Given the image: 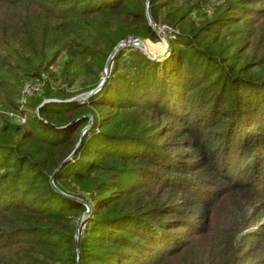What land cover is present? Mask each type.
I'll return each mask as SVG.
<instances>
[{"label": "trees", "instance_id": "1", "mask_svg": "<svg viewBox=\"0 0 264 264\" xmlns=\"http://www.w3.org/2000/svg\"><path fill=\"white\" fill-rule=\"evenodd\" d=\"M208 1L0 0V264H264V0Z\"/></svg>", "mask_w": 264, "mask_h": 264}, {"label": "rangeland", "instance_id": "2", "mask_svg": "<svg viewBox=\"0 0 264 264\" xmlns=\"http://www.w3.org/2000/svg\"><path fill=\"white\" fill-rule=\"evenodd\" d=\"M208 2L210 4H209V6H207L206 9H207V13L209 14L211 12L210 6L213 5V4H216V3L223 2V0H213V1L210 0ZM208 2H207V4H208ZM194 17H196V21H197V18H199L197 16H194ZM149 26L152 29H154V31L156 32V35L159 38V41L158 42H152L149 39H146V40H142L141 39L143 41V43L141 45H138V46L137 45H130V46H128L127 44H124L121 47H123V48H126V47H135V48L139 49L143 54L147 55L153 61H160V62L161 61H164L168 57V55H169L168 40H173L174 37L177 36V35H180V33H179L178 30H173V29H171V28H169L167 26H164L162 24H154V23L150 22L149 23ZM133 40H135V39L130 38L127 41H131L132 42ZM123 42H126V41H123ZM251 52H255L256 53L257 50H254L253 49ZM110 58H111V56H109L108 60ZM110 62H112V58L110 59ZM57 70H58V67L57 66L53 68V71L55 73L57 72ZM102 76L104 78L105 77V74H103ZM107 77H108V74H107ZM28 82H30V81H28ZM28 82H26V83H28ZM33 82L39 83V81H33ZM80 82H81V80H77L76 86L73 87V91L74 92L77 91V93H78V92H81L82 91L81 90L82 87L80 85ZM26 83H24V85ZM37 85H39V87H41L40 83L37 84ZM23 89H24V87L21 90V98H20V100L18 102V104H19L18 111L19 110L22 111L26 115V117L27 116L29 117L32 114H34L35 111L33 109L27 108L25 106L26 103H28L30 97L29 96H28L29 98L28 97L27 98L24 97V95L22 93ZM34 89H37V87L35 85H34ZM98 89L99 88H97V90ZM38 93H40V92H38ZM85 94L87 95V93H82L81 92V94L77 95L76 97H74L72 99L75 100L77 97L82 96V95H85ZM37 96H39V95H37V93H35V94H33L31 96V98L37 97ZM22 98L24 99L23 100L24 102L22 101ZM86 99H87V97L86 98L83 97L80 100H75V101H84ZM45 102H51V100H45ZM22 104H24V105L22 106ZM21 107H23V108H21ZM18 111H16V112H18ZM16 112L15 111H11V110H7V109L3 108L2 105L0 104V118L1 117H6L10 121H12L13 123H15L13 121V118L10 117L9 114H17ZM0 123H1V121H0Z\"/></svg>", "mask_w": 264, "mask_h": 264}, {"label": "water", "instance_id": "3", "mask_svg": "<svg viewBox=\"0 0 264 264\" xmlns=\"http://www.w3.org/2000/svg\"><path fill=\"white\" fill-rule=\"evenodd\" d=\"M146 18H147L148 20H150V18H149V13H148V4H147V6H146ZM142 43H143V41H142L141 39H135V40H133L132 42H131V41L120 42V43L115 47V49L113 50V53H112V55H111V58H113V55L115 54V52H116L121 46H123L124 44H127L128 46H130V45H137V46H138V45H141ZM111 58H110V59H111ZM110 59H109V60L107 61V63H106V65H107V69L104 71L105 77L102 79V83H101V85L99 86V88L104 84V82H105V80H106V78H107L108 67H110V64H111ZM92 94H93V93H90V95H92ZM83 97L86 98L87 95L79 96V97H77L75 100H80V99L83 98ZM88 117L90 118V116H88ZM91 123H92L91 120H89V123H88L87 127L83 130V132H82V134H81V137H80V140H79V141H81V138H82L83 134H84V133L90 128ZM78 145H79V144H78ZM72 155H73V154H72ZM72 155H70L67 159H65V161H64L63 163H65L66 161L70 160L71 157H72ZM63 163H61V165L57 168V170H56L55 172H57V171L59 170V168L62 166ZM50 183H51V186H52L55 190H57L56 187H55V185H54V183H53V175L50 177ZM57 191H58V190H57ZM71 199L76 200V201H79V200L74 199V198H71ZM90 212H91L90 207L87 206V210H86V212H85V213L81 216V218L77 221V224H76V234H75V245H76V247H77V240H78V235H79V231H80V226H81L83 220H85V218H87V217L89 216Z\"/></svg>", "mask_w": 264, "mask_h": 264}, {"label": "built area", "instance_id": "4", "mask_svg": "<svg viewBox=\"0 0 264 264\" xmlns=\"http://www.w3.org/2000/svg\"><path fill=\"white\" fill-rule=\"evenodd\" d=\"M40 83V82H39ZM39 83H35V82H28V83H26L23 87H24V89H23V91H22V93H23V95H24V97L25 98H27L28 96L31 98V96L33 95V94H35V93H37L38 94V92H41V89H42V85H41V83H40V85H41V87H39V85H37V84H39ZM34 85L37 87V89H34ZM23 97V98H24ZM28 97V98H29ZM22 98V101L24 100ZM24 102V101H23ZM25 104V103H24ZM24 104H22V106L24 105ZM21 108H23V107H21ZM17 114H9V116L10 117H12L13 118V121L17 124V125H24L25 124V122H26V115L22 112V111H18V112H16Z\"/></svg>", "mask_w": 264, "mask_h": 264}]
</instances>
